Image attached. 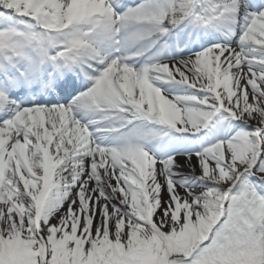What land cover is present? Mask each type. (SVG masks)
<instances>
[{
    "label": "snow or ice",
    "instance_id": "obj_1",
    "mask_svg": "<svg viewBox=\"0 0 264 264\" xmlns=\"http://www.w3.org/2000/svg\"><path fill=\"white\" fill-rule=\"evenodd\" d=\"M0 264H264V0H0Z\"/></svg>",
    "mask_w": 264,
    "mask_h": 264
}]
</instances>
